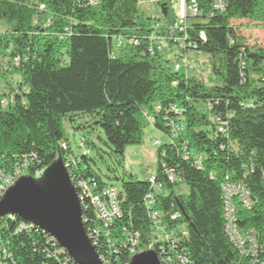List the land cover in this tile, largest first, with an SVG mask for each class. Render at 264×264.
<instances>
[{"label": "trees", "instance_id": "trees-1", "mask_svg": "<svg viewBox=\"0 0 264 264\" xmlns=\"http://www.w3.org/2000/svg\"><path fill=\"white\" fill-rule=\"evenodd\" d=\"M90 1L0 0L6 26L0 55L7 61L0 73V96L7 99L0 105V184L18 171L36 177L57 159H73L67 166L73 183L83 180L100 192L109 185L89 163L95 140L122 156L152 126L169 141L157 143L153 175L160 189L150 209L171 237L163 239L144 204L152 193L148 177L129 176L117 190L119 215L106 228L89 198L81 199L84 229L103 264H128L135 241L162 263L264 264V35L262 46L247 44L233 24L253 21L264 32V0H195L198 13L187 21L185 44L210 58L211 85L174 70L182 54L175 52L172 65V47L153 49L151 37L166 34L173 13L158 25L138 0ZM66 118L77 147L88 153L71 150ZM214 118L225 122L223 132ZM94 126L102 136L92 139ZM225 179L249 191V207L237 196L233 203L238 228L255 233L252 252L240 253L226 235ZM181 183L187 193L175 191ZM22 222L0 220V264H73L42 230H18Z\"/></svg>", "mask_w": 264, "mask_h": 264}, {"label": "built area", "instance_id": "built-area-1", "mask_svg": "<svg viewBox=\"0 0 264 264\" xmlns=\"http://www.w3.org/2000/svg\"><path fill=\"white\" fill-rule=\"evenodd\" d=\"M90 2H95V0H91ZM170 6L174 14V20L169 25L166 34L162 36H152L151 40L154 42V50L156 51H162V43L161 41H166L172 44L174 47H176L177 52L182 54V60L181 61H175L174 62V70H180L182 67L185 68V72L188 73L191 70V66L187 65V59H186V52H187V45L186 39L189 37V32L186 28L188 19L195 17L198 13V6L195 0H170ZM216 7L222 8L221 3H217ZM200 38H204V35L202 32L199 33ZM122 44V40L118 39V43L116 44V47H120ZM152 49V51H153ZM184 61V63H183ZM13 63H17V59L15 58L13 60ZM7 68V61L5 58H3L0 55V73H2ZM5 89L4 82L2 78L0 77V95H2L3 91ZM0 105L2 107H5L7 105V99L5 97L0 96ZM215 123H217L218 132H223L224 128L223 126L226 125L224 121H221L219 118L213 119ZM80 142H82V139H80ZM158 143V142H156ZM82 143H80V146ZM61 147L65 148L66 144L65 142H61ZM88 153L87 150H83L82 154ZM200 159V156L198 157ZM70 162H73V159H69L67 162H64V166L67 169V166ZM14 176H7L4 177L2 180V183L0 184V198L5 193L8 187H10L18 177H20V172L18 171ZM18 176V177H17ZM148 181L150 183V188L152 190V193H148L144 198V204L150 209L151 205L153 204V193L158 191L160 189V185L155 183V177L153 174H149ZM168 179L170 181H174V178L172 175L168 176ZM72 181V179H71ZM73 183V181H72ZM79 200L81 204V199L85 195L89 198L91 203L93 204L96 212L97 218L101 221L102 227L106 228L108 224H110L113 219L119 215V205L117 201V189H115L113 186H107L104 187L100 192L92 193L90 191V185H88L83 180H80L75 185L73 183ZM95 185V184H94ZM222 190H223V197H224V207H223V216L225 221V232L228 238L235 244V246L239 249L240 253H247L252 252L256 248V236L253 230H240L236 224V208L233 203V198L237 196L242 205L244 207H249L250 202V194L249 191L242 185L232 183L225 181L222 184ZM149 215L152 219V222L156 225L157 229L160 230L163 234L164 240H169L171 237V233H167L165 231V228L160 225L159 220V213L155 210H151L149 212ZM176 216H173L172 218H175ZM6 218V220L15 221L18 219L17 215L13 214H6L3 217H0V220ZM5 225V224H4ZM32 228H37L32 223L24 221L18 225V230H29ZM39 229V228H38ZM96 234V232L94 231ZM88 238L91 241V244L93 245V237L86 232ZM48 237V240L50 243H53L54 245H57L59 248V252L61 254L67 255V257L72 261L70 256L65 252V250L60 247L51 237ZM135 245L136 253L144 251L140 245L137 244L135 241L133 243ZM94 246V245H93ZM135 250L133 252L135 253ZM135 253V254H136ZM2 257H10V254H8L4 249H2L1 252ZM158 257V256H157ZM101 259V257L99 256ZM161 264H169L168 262H171L170 258H166L165 261L162 263L160 258L158 257ZM102 263L103 260L101 259ZM73 263V261H72ZM74 264V263H73Z\"/></svg>", "mask_w": 264, "mask_h": 264}, {"label": "water", "instance_id": "water-1", "mask_svg": "<svg viewBox=\"0 0 264 264\" xmlns=\"http://www.w3.org/2000/svg\"><path fill=\"white\" fill-rule=\"evenodd\" d=\"M6 214L42 230L74 264H103L84 229L80 200L62 160L36 177H18L0 198V217ZM128 264L161 263L153 250H145L132 255Z\"/></svg>", "mask_w": 264, "mask_h": 264}, {"label": "rangeland", "instance_id": "rangeland-1", "mask_svg": "<svg viewBox=\"0 0 264 264\" xmlns=\"http://www.w3.org/2000/svg\"><path fill=\"white\" fill-rule=\"evenodd\" d=\"M138 5L141 11L153 19V23L163 25L171 20L173 11L171 10L170 0H138ZM163 5L166 6V11L163 10ZM233 24L238 27V33L244 37L247 44H256L262 46L264 32L261 26L253 21H234ZM6 29L4 22H0V32ZM113 41V46L116 44ZM163 50H173V54L168 57L174 61L173 55L177 52L176 47L169 44V42L162 43ZM169 47V48H168ZM187 65L191 66L190 75H194L204 83L211 85L214 83V76L211 72V60L205 53H198L195 50H188L186 52ZM184 63V61H183ZM180 73H185V68L179 70ZM80 122L84 123L88 119L85 117L79 118ZM77 119V122H79ZM89 121V120H88ZM66 137L68 139L71 150L75 153H82L83 149L77 147L78 136L71 128L68 118L63 122ZM94 135L90 134L92 139L96 135H101L99 128L94 126ZM85 134L86 130L84 131ZM95 139V138H94ZM168 137L160 130L152 126L146 127L144 131V138L140 145H132L126 147L123 155L111 154L108 147L99 141L95 140L96 149L91 148L88 158L90 166L93 170L107 183L119 190L122 180L129 179V176L136 180L146 179L149 174H153L156 168V150L157 143H168ZM99 152V153H98ZM176 192L187 193L188 189L184 183L179 184ZM145 251V250H144Z\"/></svg>", "mask_w": 264, "mask_h": 264}]
</instances>
